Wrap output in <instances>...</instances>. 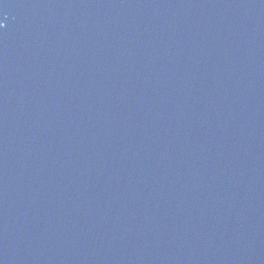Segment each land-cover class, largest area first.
Here are the masks:
<instances>
[{"label": "water", "instance_id": "95a60500", "mask_svg": "<svg viewBox=\"0 0 264 264\" xmlns=\"http://www.w3.org/2000/svg\"><path fill=\"white\" fill-rule=\"evenodd\" d=\"M0 264H264V0H2Z\"/></svg>", "mask_w": 264, "mask_h": 264}, {"label": "snow or ice", "instance_id": "6c2138e0", "mask_svg": "<svg viewBox=\"0 0 264 264\" xmlns=\"http://www.w3.org/2000/svg\"><path fill=\"white\" fill-rule=\"evenodd\" d=\"M0 2H2V0H0Z\"/></svg>", "mask_w": 264, "mask_h": 264}]
</instances>
